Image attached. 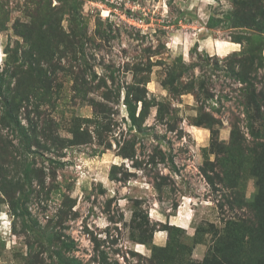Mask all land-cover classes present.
I'll use <instances>...</instances> for the list:
<instances>
[{
	"label": "rangeland",
	"instance_id": "374dc122",
	"mask_svg": "<svg viewBox=\"0 0 264 264\" xmlns=\"http://www.w3.org/2000/svg\"><path fill=\"white\" fill-rule=\"evenodd\" d=\"M263 14L0 0V264H264Z\"/></svg>",
	"mask_w": 264,
	"mask_h": 264
},
{
	"label": "trees",
	"instance_id": "16d2710c",
	"mask_svg": "<svg viewBox=\"0 0 264 264\" xmlns=\"http://www.w3.org/2000/svg\"><path fill=\"white\" fill-rule=\"evenodd\" d=\"M242 66H244V65L242 64ZM263 100H264V94L263 93L262 94H258V100L254 99V97H252V99H250V100H246L244 102V105L246 107V113H247V115H249L252 112H256V113H258V118L261 117L264 120V111H262V108H261L262 107ZM4 103H5V106H7V104L10 103V100L9 99H6L4 101ZM131 117L133 119L136 118L135 110L134 111H131ZM252 124H253L252 118L249 116L248 126H249V129H250V132H251L252 135L254 134L256 136V131L257 130L252 127ZM261 132H262V134H260V135L263 136V138H264V121H263V125H262ZM258 144H259V146H261V147L264 148V141H260V143H258Z\"/></svg>",
	"mask_w": 264,
	"mask_h": 264
},
{
	"label": "built area",
	"instance_id": "2783aa9c",
	"mask_svg": "<svg viewBox=\"0 0 264 264\" xmlns=\"http://www.w3.org/2000/svg\"><path fill=\"white\" fill-rule=\"evenodd\" d=\"M127 18L126 21H128L130 24H133L134 26H137V27H145V24H144V20L141 19V18H138V17H131V14H127L126 15Z\"/></svg>",
	"mask_w": 264,
	"mask_h": 264
}]
</instances>
